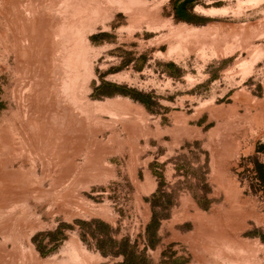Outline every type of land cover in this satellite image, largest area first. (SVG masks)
Listing matches in <instances>:
<instances>
[{"label":"rangeland","instance_id":"1","mask_svg":"<svg viewBox=\"0 0 264 264\" xmlns=\"http://www.w3.org/2000/svg\"><path fill=\"white\" fill-rule=\"evenodd\" d=\"M178 1L0 0V264H264V0Z\"/></svg>","mask_w":264,"mask_h":264},{"label":"trees","instance_id":"2","mask_svg":"<svg viewBox=\"0 0 264 264\" xmlns=\"http://www.w3.org/2000/svg\"><path fill=\"white\" fill-rule=\"evenodd\" d=\"M194 0H180L175 4V18L179 20H188L183 16L186 8L190 6ZM256 169L259 172L261 180L264 182V167L260 164H256Z\"/></svg>","mask_w":264,"mask_h":264},{"label":"bare ground","instance_id":"3","mask_svg":"<svg viewBox=\"0 0 264 264\" xmlns=\"http://www.w3.org/2000/svg\"><path fill=\"white\" fill-rule=\"evenodd\" d=\"M210 10H211V9H210ZM197 11H198V10H197ZM197 11H196V12H197ZM203 11H204V10H203ZM214 11H216V10H214ZM199 13H203V12H199ZM210 13H211V12H210ZM205 14H206V13H205ZM212 14H213V13H212ZM177 28H179V27H177ZM181 29H182V31H184L186 28H184V29L181 28ZM188 30H189V29H188ZM178 31H179V30H178ZM189 31H190V30H189ZM180 32H181V30H180L178 33H180ZM184 33H185V32H184ZM186 33H188V31H187ZM186 33H185V34H186ZM182 34H183V33H182Z\"/></svg>","mask_w":264,"mask_h":264},{"label":"crops","instance_id":"4","mask_svg":"<svg viewBox=\"0 0 264 264\" xmlns=\"http://www.w3.org/2000/svg\"><path fill=\"white\" fill-rule=\"evenodd\" d=\"M260 165L264 167V152L262 153V160L260 161Z\"/></svg>","mask_w":264,"mask_h":264}]
</instances>
